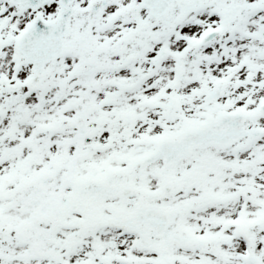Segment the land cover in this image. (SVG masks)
<instances>
[{"label":"snow or ice","instance_id":"6c2138e0","mask_svg":"<svg viewBox=\"0 0 264 264\" xmlns=\"http://www.w3.org/2000/svg\"><path fill=\"white\" fill-rule=\"evenodd\" d=\"M0 264H264V0H0Z\"/></svg>","mask_w":264,"mask_h":264}]
</instances>
